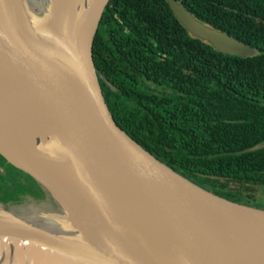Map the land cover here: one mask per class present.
Instances as JSON below:
<instances>
[{"label":"water","instance_id":"water-1","mask_svg":"<svg viewBox=\"0 0 264 264\" xmlns=\"http://www.w3.org/2000/svg\"><path fill=\"white\" fill-rule=\"evenodd\" d=\"M109 1L74 0L69 13V0H0V157L60 213L19 214L0 202V240L85 264H264V209L169 168L113 116L92 56ZM167 2L215 49L256 54ZM18 126L52 137L29 147Z\"/></svg>","mask_w":264,"mask_h":264},{"label":"trees","instance_id":"trees-1","mask_svg":"<svg viewBox=\"0 0 264 264\" xmlns=\"http://www.w3.org/2000/svg\"><path fill=\"white\" fill-rule=\"evenodd\" d=\"M176 1L256 54L230 55L193 36L167 0H110L92 48L100 86L145 150L241 203L212 186L224 179L247 191L264 187V0Z\"/></svg>","mask_w":264,"mask_h":264},{"label":"rangeland","instance_id":"rangeland-1","mask_svg":"<svg viewBox=\"0 0 264 264\" xmlns=\"http://www.w3.org/2000/svg\"><path fill=\"white\" fill-rule=\"evenodd\" d=\"M20 178L21 176L19 173L15 172L14 170H10L3 163L0 165V197L3 196V198L0 199V202L4 203L6 208L9 210L11 209L15 211V213L19 214H29L30 209H33L39 213H53L60 215L59 211L52 205H40V200L38 198L44 199V194L42 195V191H40L37 187L30 188V186L26 185L27 183H25V179ZM219 184H225V187L223 188ZM200 186L211 191L210 186ZM25 187L28 188L26 189ZM212 187L215 189L220 188L224 191L233 193L234 195L240 197L241 203L243 204L264 209V187L255 186L253 191H247L244 186L235 184L234 182L226 181L224 179H218L217 184ZM44 202L46 203V201Z\"/></svg>","mask_w":264,"mask_h":264},{"label":"bare ground","instance_id":"bare-ground-1","mask_svg":"<svg viewBox=\"0 0 264 264\" xmlns=\"http://www.w3.org/2000/svg\"><path fill=\"white\" fill-rule=\"evenodd\" d=\"M58 1V0H57ZM61 1V0H60ZM73 1L69 0V13L73 12ZM88 0H78L79 8L84 7ZM20 137L24 139L25 143L32 147L39 139L48 140L52 137L49 132L40 130L38 135H32L26 126H18ZM44 132V133H42ZM41 139V140H42ZM40 141V140H39ZM89 234V233H88ZM97 240V237H94ZM0 264H85L69 257L63 256L56 252L44 250L35 245L26 243H18L13 241L0 240Z\"/></svg>","mask_w":264,"mask_h":264},{"label":"flooded vegetation","instance_id":"flooded-vegetation-1","mask_svg":"<svg viewBox=\"0 0 264 264\" xmlns=\"http://www.w3.org/2000/svg\"><path fill=\"white\" fill-rule=\"evenodd\" d=\"M2 161V162H1ZM0 165L3 163L4 165H6V167L7 168H9L10 170H14L15 172H17V173H19V175L21 176V178L20 179H25V183H27L26 185L27 186H30V187H32V188H34V187H36L35 186V183L26 175V174H24V173H22L21 171H19L18 169H15L14 167H12V166H9L8 164H6L5 163V161L0 157ZM24 183V184H25ZM197 184V183H196ZM25 185V186H26ZM26 188H28V187H26Z\"/></svg>","mask_w":264,"mask_h":264}]
</instances>
